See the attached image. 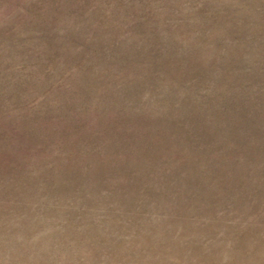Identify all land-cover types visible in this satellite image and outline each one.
Here are the masks:
<instances>
[{"label":"rangeland","instance_id":"rangeland-1","mask_svg":"<svg viewBox=\"0 0 264 264\" xmlns=\"http://www.w3.org/2000/svg\"><path fill=\"white\" fill-rule=\"evenodd\" d=\"M0 264H264V0H0Z\"/></svg>","mask_w":264,"mask_h":264}]
</instances>
